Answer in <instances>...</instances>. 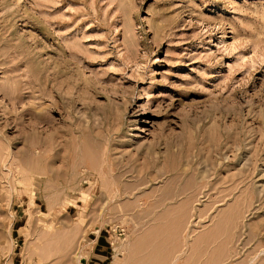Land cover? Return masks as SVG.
Instances as JSON below:
<instances>
[{"label": "rangeland", "instance_id": "1", "mask_svg": "<svg viewBox=\"0 0 264 264\" xmlns=\"http://www.w3.org/2000/svg\"><path fill=\"white\" fill-rule=\"evenodd\" d=\"M86 252L264 264V0H0V264Z\"/></svg>", "mask_w": 264, "mask_h": 264}, {"label": "bare ground", "instance_id": "2", "mask_svg": "<svg viewBox=\"0 0 264 264\" xmlns=\"http://www.w3.org/2000/svg\"><path fill=\"white\" fill-rule=\"evenodd\" d=\"M52 163V162H51ZM51 163H50V165H51ZM55 173H57L56 171H55ZM38 174V175H37ZM34 173V172H32L30 175V179L32 180V181H34L35 179H36V177L37 176H39V177H42V175L44 176H47V177H51L52 176V172H51V170L50 171H47V170H44V172H42V173ZM99 177H100V179H101V182H102V179L104 178V174H102V173H100L99 174ZM99 179V178H98ZM30 181V180H29ZM32 181H30L31 183H32ZM36 181V180H35ZM93 182V181H92ZM29 186H32V184H29ZM104 185L102 184V183H100V181H97L95 184H93L92 185V187H91V190L90 191H92V192H95V191H98V189H100V190H102L104 187H103ZM34 187V186H33ZM48 187V186H47ZM29 190V189H28ZM31 191H32V194H34L33 192V190H32V188H31ZM85 195V194H84ZM87 197V196H86ZM89 198V197H88ZM88 198H85V201H83V206H81V205H79V204H77L76 203V206L79 208H81L82 210H84V209H86V207H87V204L89 203V201H88ZM241 213V212H240ZM240 213H236L235 215H236V217H235V220L237 221L236 223H238V225H239V221H240V219H244V213L241 215ZM243 221V220H242ZM235 228H237V227H235ZM234 238L235 237H232V239H231V242L234 240Z\"/></svg>", "mask_w": 264, "mask_h": 264}, {"label": "crops", "instance_id": "3", "mask_svg": "<svg viewBox=\"0 0 264 264\" xmlns=\"http://www.w3.org/2000/svg\"><path fill=\"white\" fill-rule=\"evenodd\" d=\"M87 254L89 256H83V257H87V258H83V259H86V260L83 263H80V264H103L102 263L103 260L100 258V255L99 256H98V254L96 256L93 255V257L91 258L92 253L88 252Z\"/></svg>", "mask_w": 264, "mask_h": 264}]
</instances>
